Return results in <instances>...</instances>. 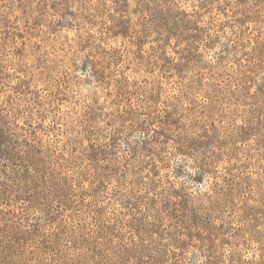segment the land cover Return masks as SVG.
<instances>
[{"label":"rangeland","instance_id":"rangeland-1","mask_svg":"<svg viewBox=\"0 0 264 264\" xmlns=\"http://www.w3.org/2000/svg\"><path fill=\"white\" fill-rule=\"evenodd\" d=\"M0 264H264V0H0Z\"/></svg>","mask_w":264,"mask_h":264}]
</instances>
